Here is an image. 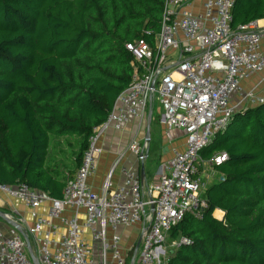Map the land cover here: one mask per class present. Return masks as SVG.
<instances>
[{
	"label": "trees",
	"instance_id": "1",
	"mask_svg": "<svg viewBox=\"0 0 264 264\" xmlns=\"http://www.w3.org/2000/svg\"><path fill=\"white\" fill-rule=\"evenodd\" d=\"M165 0H0V185L61 199L45 168L49 135L82 138L103 124L130 84L125 45L160 29ZM232 29L264 20V0H235ZM224 152L200 218L168 239H187L167 264H264V104L238 111L201 157ZM223 213L218 221L214 211Z\"/></svg>",
	"mask_w": 264,
	"mask_h": 264
},
{
	"label": "built area",
	"instance_id": "2",
	"mask_svg": "<svg viewBox=\"0 0 264 264\" xmlns=\"http://www.w3.org/2000/svg\"><path fill=\"white\" fill-rule=\"evenodd\" d=\"M234 1L165 0L153 45L145 39L125 45L132 57L130 84L117 97L105 122L93 128L61 199L24 184L0 185V193L20 201L32 212L49 205L45 217L33 214L35 224L24 235L14 229L7 235L0 232V264H33L26 238L38 237L43 228L54 229L52 221L67 209L74 213L62 219L66 235L52 248L50 233L42 234L37 264H107V254L116 264H126L119 254L118 229L136 225L142 229L130 264L167 263L171 228L187 215L199 219L205 208L202 194L208 186L200 175L202 151L225 132L236 112L264 104V96L255 89L243 93L239 87L242 81L264 74V24L255 22L232 29ZM153 97L161 108L166 131L184 133V149L172 151L168 166L158 184L148 189L146 199L141 178L128 168L121 169L120 186L111 189L108 178L102 185V195L93 194L87 179L94 174L101 152L96 147L99 136L109 128L120 130L131 118L145 119ZM128 150L141 159L147 143L133 142ZM226 160L227 155L219 152L210 164L215 168ZM80 210L84 212L82 225L78 223ZM109 229L113 232L110 242ZM83 230L97 250L83 239ZM189 243L185 238L170 242L175 247Z\"/></svg>",
	"mask_w": 264,
	"mask_h": 264
},
{
	"label": "crops",
	"instance_id": "3",
	"mask_svg": "<svg viewBox=\"0 0 264 264\" xmlns=\"http://www.w3.org/2000/svg\"><path fill=\"white\" fill-rule=\"evenodd\" d=\"M199 6L196 4V8ZM258 26L264 24V20L257 21ZM261 51L264 52V40L261 42ZM174 60V59H173ZM241 91L246 93L252 89H255L258 94L264 96V74H257L251 78L244 80L239 85ZM156 102V101H155ZM158 117L157 120L154 118ZM149 132V141H146V132ZM53 135H49L47 156L45 161V168L50 173L52 178L64 185L70 180L79 165L78 156L72 165L67 166V151L70 147L68 140L62 139L65 137H56L52 140ZM133 142H146L147 150L143 153L142 158H136L133 156L128 148ZM79 143L78 149L80 148ZM185 136L182 131H170L167 132L163 125L162 111L156 102V105L149 104L145 119L131 118L127 124H125L120 130L116 131L109 128L103 132L96 143V147L101 150L96 160V167L94 174L87 179V185L93 194L97 196L102 195V185L108 178L110 179L111 189H115L122 184L123 175L121 173L122 168H128L138 173L142 180L144 198H147L148 189L159 182V177L163 169L168 166L172 158V151L174 149L182 151L184 149ZM215 155V154H214ZM210 158L201 157L200 162V175L205 178L210 184L216 182L219 178V173L215 171L211 166ZM50 167V168H49ZM210 172L211 177L207 176V172ZM214 174V175H213ZM208 178V179H207ZM209 184V185H210ZM49 205L34 210L33 212L27 209L20 201L9 198L7 195L0 193V212L6 215L9 220L19 228L16 230L7 224L2 218H0V232L8 234L10 229H14L16 232L24 235L27 229H30L35 224V217H45L47 214ZM219 210L214 211L218 212ZM221 212V211H219ZM74 211L67 209L58 220L52 221L54 229L48 230L42 229L41 235L38 237L26 238L28 256L37 262L38 251L40 245V239L42 234L49 232L50 238L53 241L51 247L58 246V242L63 236L66 235V228L62 223V219L70 218ZM212 214V217L216 219ZM78 223H84V212L80 210L78 212ZM223 213L221 212V220L223 219ZM221 221L219 219H216ZM141 225H136L130 228H119L120 234V257L125 260L126 264H130L133 255L140 242ZM112 230L107 231V241H111ZM83 239L97 250V245L93 244L90 240L87 230H83ZM107 264H116L111 259L109 254L106 255Z\"/></svg>",
	"mask_w": 264,
	"mask_h": 264
},
{
	"label": "rangeland",
	"instance_id": "4",
	"mask_svg": "<svg viewBox=\"0 0 264 264\" xmlns=\"http://www.w3.org/2000/svg\"><path fill=\"white\" fill-rule=\"evenodd\" d=\"M152 103L154 104V106L156 105V102H155V97H153V99H152ZM158 119V117H156L155 116V118H154V120H157ZM52 138V140H54V139H56V137L55 136H52L51 137ZM62 139H66V140H68L67 142H70V147H69V149H68V151H67V166H68V168H69V166H71L72 164L71 163H73V161L75 160V162H76V158H77V156H78V154H79V149H78V145H79V143H81L82 142V138L81 137H79V136H76V135H70V136H67V137H65V138H62ZM50 168V167H49ZM210 172L211 171H209V172H207V174H206V177L207 176H209V177H211V175H210ZM214 175V174H213ZM208 179V178H207ZM203 180L206 182V184H207V186H209V184L211 183V182H207L206 181V179L203 177ZM213 184V183H212ZM211 185V184H210ZM148 217H149V208H148V210H147V212H146V217H145V224H147V222H148ZM221 220V219H220ZM177 242L179 241V240H176ZM170 242H172L171 240H170ZM170 242H168L167 243V246H166V258H167V260L168 259H170L171 257H173L174 255H175V253H176V250H177V247H175V246H172L171 244H170ZM161 264V263H160ZM164 264H167L166 262H164Z\"/></svg>",
	"mask_w": 264,
	"mask_h": 264
},
{
	"label": "water",
	"instance_id": "5",
	"mask_svg": "<svg viewBox=\"0 0 264 264\" xmlns=\"http://www.w3.org/2000/svg\"><path fill=\"white\" fill-rule=\"evenodd\" d=\"M146 141H149V132L147 131L146 132ZM0 218H2L7 224H9L11 227H13V228H15L16 230H19V228H17V226H15L7 217H6V215H4L3 213H1L0 212ZM27 242H26V246H27ZM31 258V257H30ZM31 260H32V262H33V264H37V262L34 260V259H32L31 258Z\"/></svg>",
	"mask_w": 264,
	"mask_h": 264
},
{
	"label": "bare ground",
	"instance_id": "6",
	"mask_svg": "<svg viewBox=\"0 0 264 264\" xmlns=\"http://www.w3.org/2000/svg\"><path fill=\"white\" fill-rule=\"evenodd\" d=\"M216 219H221V212H215L214 215H213Z\"/></svg>",
	"mask_w": 264,
	"mask_h": 264
}]
</instances>
